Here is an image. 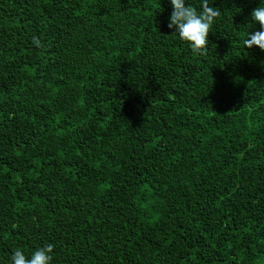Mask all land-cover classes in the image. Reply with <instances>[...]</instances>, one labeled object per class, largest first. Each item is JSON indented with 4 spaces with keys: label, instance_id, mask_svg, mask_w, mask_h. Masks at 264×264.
I'll list each match as a JSON object with an SVG mask.
<instances>
[{
    "label": "trees",
    "instance_id": "obj_1",
    "mask_svg": "<svg viewBox=\"0 0 264 264\" xmlns=\"http://www.w3.org/2000/svg\"><path fill=\"white\" fill-rule=\"evenodd\" d=\"M0 264H264V0H0Z\"/></svg>",
    "mask_w": 264,
    "mask_h": 264
}]
</instances>
